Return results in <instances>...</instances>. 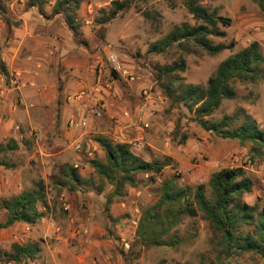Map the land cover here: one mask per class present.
I'll list each match as a JSON object with an SVG mask.
<instances>
[{
    "label": "rangeland",
    "instance_id": "1",
    "mask_svg": "<svg viewBox=\"0 0 264 264\" xmlns=\"http://www.w3.org/2000/svg\"><path fill=\"white\" fill-rule=\"evenodd\" d=\"M57 1L44 0L39 10L29 7L31 0H4L11 23L0 16V145L14 140L19 148L0 156L8 165L0 167V223L5 221L1 201L42 180L54 211L49 216L59 220L62 211H74L78 220L68 241L65 236L47 239L50 263L57 260L55 249L63 243L59 247L62 264H75V255L83 257L78 264H125L121 251L127 253L131 248L141 209L156 203L165 181L196 188L207 185L222 169L242 167L255 183L245 201L264 207V160L253 158L250 146L203 130L182 104L173 106L156 70L184 59L187 68L179 74L184 82L205 86L220 63L251 43L258 42L264 56V13L256 4L251 0H203L205 8L231 22L230 26L219 25L223 37L211 39L232 48L210 57L199 49L193 54L179 47L161 55L149 52L175 27L198 24L182 0H130L129 10L106 23H99L102 11L108 12L115 0H84L78 12V37L61 17L51 18ZM113 55L122 65L119 73L110 60ZM235 87L236 99L225 100L213 120L242 112L264 130V80ZM101 105L102 116H94L91 111ZM99 136L131 145L147 161L169 162L155 182L150 176L138 175L137 187H128L123 197L114 199L110 215L119 223L109 221L103 212L112 186L106 185L103 194L93 189L65 191L59 198L52 188L53 177L65 165L77 167L84 179L99 185L88 163L92 159L105 162L95 141ZM84 229L90 234L87 245H95L86 252L101 256L100 250L103 260L80 253ZM178 235L182 239L178 247L144 251L132 264H210L215 260L208 224L187 219ZM224 264H264V259L248 253L232 256Z\"/></svg>",
    "mask_w": 264,
    "mask_h": 264
},
{
    "label": "trees",
    "instance_id": "2",
    "mask_svg": "<svg viewBox=\"0 0 264 264\" xmlns=\"http://www.w3.org/2000/svg\"><path fill=\"white\" fill-rule=\"evenodd\" d=\"M194 20V26L183 24L175 27L162 39L155 42L150 53L161 55L173 47H179L187 53L202 50L210 57H216L232 47L214 44L212 37H223L219 25L230 26L229 19L218 16L202 5L203 0H182ZM84 0H58L51 11V18L61 17L69 31L78 37L81 25L78 12ZM264 13V0H251ZM44 0H31L30 8L42 10ZM131 8L130 0H115L108 12L102 11L99 23H106ZM0 16L9 25L10 19L4 0H0ZM195 48L190 50L188 48ZM184 59L172 65L157 67L158 79L163 82L172 105L182 104L194 115V121L206 132L217 137L237 141L241 146H250L253 158L264 160V130L250 116L242 112L234 116H225L219 121L213 120L214 114L225 100H235L237 83H259L264 80V56L258 42H253L238 53L219 64L216 72L205 86L188 85L179 75L186 71ZM3 74L7 71L3 68ZM115 78L118 77L113 72ZM105 154V162L97 159L88 161L99 178V185L94 186L84 179L77 167L65 165L58 169L52 179V188L57 197L67 191L76 193L89 192L103 194L106 185L113 191L107 195L104 206L106 218L119 223L110 215L115 198L124 196L128 187L139 184L138 175L150 176L152 182L169 166L168 161H147L133 152L131 145L114 143L106 137L95 139ZM18 143L11 140L8 145H0V156L9 151L18 150ZM0 167H7L0 158ZM254 181L242 167L222 169L212 175L207 185L196 188L181 187L175 180L165 181L160 189L158 200L141 209L134 241L130 250L121 251L125 264L138 260L144 251L153 248H176L182 244L178 228L187 219H199L210 227L213 237L210 242L216 254L210 264H224L232 256L256 253L264 259V207L259 202L248 204L245 199L252 195ZM5 221L0 223V231L16 224L35 226L51 211L49 192L44 181L35 182L34 187L24 190L17 196L1 201ZM62 213H67L62 211ZM42 249L39 243H13L10 251L0 249V264H22L37 262Z\"/></svg>",
    "mask_w": 264,
    "mask_h": 264
},
{
    "label": "crops",
    "instance_id": "3",
    "mask_svg": "<svg viewBox=\"0 0 264 264\" xmlns=\"http://www.w3.org/2000/svg\"><path fill=\"white\" fill-rule=\"evenodd\" d=\"M76 166V165H75ZM54 212V211H53ZM52 212V213H53ZM74 211H69L67 213H63V217H60L59 220H56V218H53L52 216H47L44 218L39 224L35 226H27L24 224H16L10 229L2 230L0 231V249H4L7 251H10L9 246H11L13 243H19L21 245L27 244V243H39L42 249V252L44 253V257L42 256L39 258L37 262H24L22 264H52L50 263V243H48V238H56L60 239L62 236L67 238V241L70 236L72 235V229L73 226L76 225V222H78L77 218L74 217ZM60 221V223L58 222ZM67 226V228H65ZM85 237H81V240L79 239V251L83 254H88L90 257L96 256V259L98 261L103 260L105 258L104 252H101L99 249H97L98 252L101 253V256L95 255V252H86L88 249H95V245H90V247L87 245V243H90V234L89 229H84ZM74 238H76L74 236ZM65 239V238H64ZM85 239V240H84ZM63 243H60L58 246V249H55V257H57V260H53V264H62L60 260V255L62 256V249H59V247ZM49 256V257H48ZM66 256V255H65ZM82 256H74L75 264H78L82 260Z\"/></svg>",
    "mask_w": 264,
    "mask_h": 264
},
{
    "label": "built area",
    "instance_id": "4",
    "mask_svg": "<svg viewBox=\"0 0 264 264\" xmlns=\"http://www.w3.org/2000/svg\"><path fill=\"white\" fill-rule=\"evenodd\" d=\"M110 60H111V62L114 65V70H116V72H118V73L121 72L122 71V65L120 64L117 56H114V55L111 56ZM103 108L104 107L101 105V106H99V108L93 109L91 112H92V114L94 116L101 117L102 113H103ZM82 124H86V121L85 122L83 121ZM77 149H80V145L79 144L77 145Z\"/></svg>",
    "mask_w": 264,
    "mask_h": 264
}]
</instances>
